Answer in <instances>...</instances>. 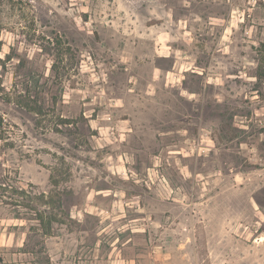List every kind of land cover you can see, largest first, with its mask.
<instances>
[{
	"label": "rangeland",
	"instance_id": "1",
	"mask_svg": "<svg viewBox=\"0 0 264 264\" xmlns=\"http://www.w3.org/2000/svg\"><path fill=\"white\" fill-rule=\"evenodd\" d=\"M115 256L264 264V0H0V264Z\"/></svg>",
	"mask_w": 264,
	"mask_h": 264
},
{
	"label": "crops",
	"instance_id": "2",
	"mask_svg": "<svg viewBox=\"0 0 264 264\" xmlns=\"http://www.w3.org/2000/svg\"><path fill=\"white\" fill-rule=\"evenodd\" d=\"M128 193V192H127ZM133 195H135V194H133V193H128V198H131ZM68 205V204H67ZM67 212H68V214H67V219L70 217L69 216V213H70V208H69V206H68V210H67ZM102 221V220H101ZM125 225H127V224H125ZM124 226H122V227H118V229L120 230V229H122ZM101 229L102 230H105V229H107V225H103L102 227H101ZM120 239V237H119V235H116V237H115V239H114V242H113V245L114 246H118V241H120L119 240ZM118 256H115V257H112V262H114V263H116V264H118V262H120L119 260H118Z\"/></svg>",
	"mask_w": 264,
	"mask_h": 264
},
{
	"label": "trees",
	"instance_id": "3",
	"mask_svg": "<svg viewBox=\"0 0 264 264\" xmlns=\"http://www.w3.org/2000/svg\"><path fill=\"white\" fill-rule=\"evenodd\" d=\"M3 184H5V183H3ZM6 185V184H5ZM69 219H70V217H69Z\"/></svg>",
	"mask_w": 264,
	"mask_h": 264
}]
</instances>
